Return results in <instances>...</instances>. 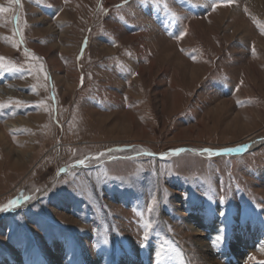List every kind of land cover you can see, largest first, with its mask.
Listing matches in <instances>:
<instances>
[{
	"label": "rangeland",
	"instance_id": "374dc122",
	"mask_svg": "<svg viewBox=\"0 0 264 264\" xmlns=\"http://www.w3.org/2000/svg\"><path fill=\"white\" fill-rule=\"evenodd\" d=\"M0 7V264H226L250 220L262 248L232 250L264 264V142L215 152L264 138V0Z\"/></svg>",
	"mask_w": 264,
	"mask_h": 264
},
{
	"label": "bare ground",
	"instance_id": "6f19581e",
	"mask_svg": "<svg viewBox=\"0 0 264 264\" xmlns=\"http://www.w3.org/2000/svg\"><path fill=\"white\" fill-rule=\"evenodd\" d=\"M24 5L25 4H23V6ZM251 6L257 7L258 5L255 4L254 2H251ZM248 137L250 138V142L241 148L239 147L237 148L241 150L250 149L252 147L256 148L264 142V138L262 139L255 138L253 137V134L249 135ZM183 218L186 222L185 225H187L193 231L194 235H202V232L204 231L209 233H217L221 230L224 224V218L221 215L206 208L205 206L197 205V204L188 207V213L183 215ZM262 234H263L262 224H260L257 221L250 220L245 224L239 225L235 223L234 225H232L229 234L228 250L222 252V254L226 258V264H239L238 261L239 253L237 252L235 253L234 250H232V247H235L236 245L244 250H247L248 252L252 251L253 249L255 250V248L257 249L262 248L263 243L259 244ZM60 246H62L60 242L56 243L52 251V257L47 260L42 259L39 264H61L59 261L61 259ZM122 264H154V263H152L150 260L144 257H140V258L124 257Z\"/></svg>",
	"mask_w": 264,
	"mask_h": 264
},
{
	"label": "snow or ice",
	"instance_id": "6c2138e0",
	"mask_svg": "<svg viewBox=\"0 0 264 264\" xmlns=\"http://www.w3.org/2000/svg\"><path fill=\"white\" fill-rule=\"evenodd\" d=\"M15 2H16V3H19L20 0H15ZM215 6H216V5L214 4L213 7L215 8ZM6 11H8L7 8L0 7V12H6ZM0 67H3V65H0ZM7 70L12 71V70H18V69L8 68ZM206 151H211V150H206ZM226 151H232V149H227ZM78 163H80V164H84V161L81 160V161H78ZM10 203H11L13 206H15L16 201H11ZM0 210H6V209H0ZM217 239L219 240V239H221V238L218 237Z\"/></svg>",
	"mask_w": 264,
	"mask_h": 264
},
{
	"label": "water",
	"instance_id": "95a60500",
	"mask_svg": "<svg viewBox=\"0 0 264 264\" xmlns=\"http://www.w3.org/2000/svg\"><path fill=\"white\" fill-rule=\"evenodd\" d=\"M231 149H232V151H226L227 149H224V150H218V151H215V152L220 154V153H238V152L241 151V149H239V148H231Z\"/></svg>",
	"mask_w": 264,
	"mask_h": 264
}]
</instances>
